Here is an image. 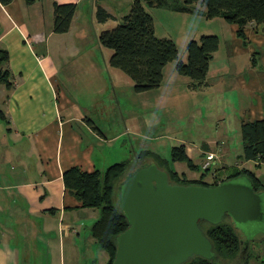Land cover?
Segmentation results:
<instances>
[{"label": "crops", "instance_id": "0c3cea01", "mask_svg": "<svg viewBox=\"0 0 264 264\" xmlns=\"http://www.w3.org/2000/svg\"><path fill=\"white\" fill-rule=\"evenodd\" d=\"M87 1L90 0L0 3V48L8 53L5 67L11 84L10 88L0 85V264L109 262L108 253L91 235L99 210L82 207L65 189L62 178L72 167L88 173L104 171L109 166L105 144L118 141L121 136L107 137L101 129L93 127L85 109L56 92L55 61L79 54L73 38L78 36L82 41L80 29L86 25V19L82 17L81 4L86 5ZM133 1L107 0L104 5L103 0H91L90 20L94 17L97 20L99 7L118 20L122 16L114 8L122 11L123 7L130 8ZM55 3L76 6L69 30L63 34L53 32ZM202 7L196 3L194 13L181 14L205 17ZM218 19L223 21L220 27L229 33L232 46L226 50V61L211 70L220 53L218 38L219 47L209 63L206 85L202 87L219 93L218 100L224 104H235L229 115L221 111L220 120L230 118L231 125L240 134L242 121L264 119V27L259 29L247 24L242 38L237 24L227 23L220 17L206 21L213 23ZM202 32L218 37L210 29ZM210 73H213L212 82H209ZM202 144L204 151H217L221 158L229 150L227 139ZM202 144L199 147L183 144L196 166L193 154L202 153ZM216 163L222 167V162ZM243 163L246 169L254 171L256 162ZM181 165L172 163L170 168L188 180L205 176L203 172L198 174L199 168L185 170ZM263 167L264 163L255 169L257 178Z\"/></svg>", "mask_w": 264, "mask_h": 264}, {"label": "rangeland", "instance_id": "374dc122", "mask_svg": "<svg viewBox=\"0 0 264 264\" xmlns=\"http://www.w3.org/2000/svg\"><path fill=\"white\" fill-rule=\"evenodd\" d=\"M103 1L104 5L108 3L107 0ZM87 2L86 5L81 4V8L84 7L82 17L86 19V25L80 29L82 41L77 39L78 36L73 38L79 54L65 56L60 61H55L58 69L56 92L85 109L86 115L93 122V127L101 129L107 137L121 135L118 141L105 144L109 166L125 160L128 162V170L131 171L141 164H160L156 156L168 161L172 166L170 155L174 146L186 144L189 147H199L209 140L227 139L229 150L226 157H218L217 151H204L203 144L201 154L194 152L193 159L199 168L198 174L203 172L201 165L206 152L214 153L216 161L222 162V167L217 163L212 164L211 169L203 177L206 183L219 182L234 170L246 169L244 160L238 159L242 154L241 135L231 125L230 118L220 120L221 111L230 114L231 106L235 104H224L218 100L219 93H213L205 87L191 89V79L179 75L176 71L178 61L186 62L187 43L190 40L198 41L201 35H211L207 34L209 32H202L207 29L212 33H218L220 39V53L211 70L214 71L215 66L226 61H224L226 50L230 49L232 41L229 33L226 34V30L220 27L223 21L218 19L213 23H207L210 21H206L207 19L200 14L183 15L167 8H151L141 0L146 12L153 17L155 36L171 39L178 49V59L168 63L164 68V77L158 88L136 92L131 78L110 66L112 51L102 47L98 41L102 31L116 27L122 22V18L110 19L104 24L98 22L95 17L91 21L89 16L91 0ZM129 9L123 7L121 11V8H114L122 17ZM81 20L78 25L81 24ZM209 76V82L214 81L213 73ZM126 145L129 148L125 147ZM116 153L121 156H116ZM181 166L184 169L188 168L186 163H182ZM180 168L178 165L177 169ZM252 169L255 171L256 165ZM259 173V179L264 183V167ZM201 177L202 175H197L195 180ZM237 181L245 182L243 178ZM221 223L233 226L240 238L241 249L245 247L243 254L240 252L234 259L221 261V264H264V235L261 236V232L249 233L253 226L264 229V222L236 225L230 218L225 217ZM207 227V224H202L203 230Z\"/></svg>", "mask_w": 264, "mask_h": 264}, {"label": "trees", "instance_id": "16d2710c", "mask_svg": "<svg viewBox=\"0 0 264 264\" xmlns=\"http://www.w3.org/2000/svg\"><path fill=\"white\" fill-rule=\"evenodd\" d=\"M12 0H0L7 5ZM148 7L167 8L173 12L194 13L196 3L204 6V16L211 20L217 17L227 23L239 26L238 35L243 38V27L253 24L264 27V0H143ZM74 4H54L53 32L63 34L69 30L75 13ZM96 18L104 23L114 19L102 8H97ZM99 44L112 51L109 64L121 70L133 81L136 92H145L158 88L163 80V71L168 63L178 59V49L168 38H157L154 32L152 16L146 12L141 0H134L129 12L122 17L116 27L102 31L98 37ZM219 39L216 35H201L199 40H190L186 45V62L178 61L176 71L179 75L189 77L191 87L206 85L209 63L218 50ZM8 53L0 48V85L10 88L9 72L6 69ZM242 154L238 159L256 162V168L264 163V119L242 121L240 125ZM157 164L168 175L170 184L198 185L213 187L221 182L235 178L246 179L254 191L264 193V183L254 172L248 169L234 170L227 178L219 182L206 183L188 180L170 168L169 162L156 156ZM171 163H186L190 170H197L187 156L183 145L171 149ZM139 162V161H138ZM210 169L203 170L205 175ZM128 162L120 161L107 167L104 171L83 172L78 167L66 170L63 175L65 189L84 208L99 210V217L91 227V235L109 255L108 264H112L116 251V237L128 227L126 217L117 203V187L129 172ZM207 224V223H202ZM200 228L212 245L213 257L210 259L193 256L184 264H221V261L234 259L242 254L241 241L234 227L230 224H207V229Z\"/></svg>", "mask_w": 264, "mask_h": 264}, {"label": "water", "instance_id": "95a60500", "mask_svg": "<svg viewBox=\"0 0 264 264\" xmlns=\"http://www.w3.org/2000/svg\"><path fill=\"white\" fill-rule=\"evenodd\" d=\"M237 179L213 187L170 184L167 173L154 163L127 172L117 187V203L128 227L116 237L112 264H184L193 256L212 258V245L200 224H220L225 217L236 225L264 222V193Z\"/></svg>", "mask_w": 264, "mask_h": 264}, {"label": "built area", "instance_id": "2783aa9c", "mask_svg": "<svg viewBox=\"0 0 264 264\" xmlns=\"http://www.w3.org/2000/svg\"><path fill=\"white\" fill-rule=\"evenodd\" d=\"M216 156L212 152H206L204 156V162L201 165L202 170L211 169L212 164H215Z\"/></svg>", "mask_w": 264, "mask_h": 264}, {"label": "flooded vegetation", "instance_id": "af4514ba", "mask_svg": "<svg viewBox=\"0 0 264 264\" xmlns=\"http://www.w3.org/2000/svg\"><path fill=\"white\" fill-rule=\"evenodd\" d=\"M260 232H261V236H263L264 235V229L262 227L253 228L252 230L249 231V233H251V234L260 233Z\"/></svg>", "mask_w": 264, "mask_h": 264}]
</instances>
